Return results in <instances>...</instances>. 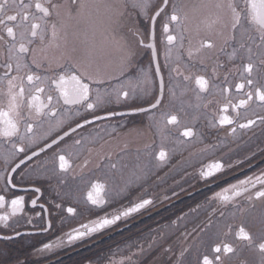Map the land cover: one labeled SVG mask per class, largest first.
<instances>
[{
  "label": "snow or ice",
  "instance_id": "6c2138e0",
  "mask_svg": "<svg viewBox=\"0 0 264 264\" xmlns=\"http://www.w3.org/2000/svg\"><path fill=\"white\" fill-rule=\"evenodd\" d=\"M77 7L79 11L76 16H79L88 5L78 3ZM134 7H139L149 20L148 37L151 43L146 44L139 29L125 23V14L119 7L114 8L108 29L118 32L127 28L136 38V46L152 49L155 57L157 18L163 20L166 16L162 25L167 44L166 61L175 51L177 63L171 71L184 82L181 95L189 90L195 92L197 109L214 106L209 120L211 128L222 129L226 135L234 137L238 130L264 125V114H261L264 112V0L171 4L170 0H161L154 8L151 0H144ZM169 7L170 13L166 11ZM73 19L72 11L61 0H0V139L11 143V153L4 157L6 167L0 175V224L4 227H11V222L24 212L25 196L8 195L18 187L10 173H15L25 164V158L31 160L33 156L39 155L36 151L28 154L36 140L42 138L46 142L40 147V152L52 149V163L61 176L77 170L82 174L91 160L85 158L80 164L74 165L80 152L73 149L82 148L88 138L74 139L71 145L65 142L61 146V142L78 128L104 119L99 112L112 102L113 97L117 103L131 98L130 92L122 87L110 92H101L99 89L93 91V85L100 81V75L93 69L90 60L72 54L76 51L73 39H70L75 34L69 31ZM229 47L230 51L227 50ZM122 51L123 62L130 63L133 55L131 44H123ZM183 53H186L190 64L198 62L202 66L201 70L192 71L188 64H184L182 70L180 61ZM221 55L226 57L224 62L219 59ZM209 61L212 65L210 74L207 72ZM159 70L160 65L157 63L156 71ZM170 79H173L171 75ZM190 82H194L196 88L190 89ZM176 87H180V84ZM165 90L166 85L161 76L159 94L150 102L151 109L159 113L158 118H152L161 137L159 150L154 154L158 163L167 162L169 153L163 142L169 136L175 135L177 141L198 137L195 123L198 117L187 120V113L181 115L182 109H166L165 102L171 105L177 93L174 88H167L166 95ZM66 106L76 107L71 109ZM137 111L147 109L138 108ZM84 113L91 114L92 119H88ZM73 114L83 116V122L77 121L75 127L70 126V131L65 129L62 134L50 138V131L55 128L59 132L65 118ZM109 115L116 113L111 112ZM45 125L48 130L41 132ZM92 151L88 149L89 154ZM17 157H20L18 161ZM101 166L96 164L97 168ZM224 167L220 162H213L206 165L200 174L208 178ZM111 168L115 169L116 164H112ZM36 178L39 179V176ZM107 188L104 177L94 176L89 180L86 201L93 206L107 203ZM33 190L35 193L41 192L39 187ZM212 199L224 205L231 203L235 210L230 214L220 211L219 221L209 218L198 230H194V242L185 241L178 264H182L183 258L189 254L192 256L191 264H234V258L245 248L259 258V264H264V215L258 222L246 223L244 217L248 209L243 206L247 204L255 207L258 202L264 206V172L231 184L217 192ZM31 204L35 206L37 200L32 199ZM152 204V199L140 198L123 211L73 228L66 234L67 240L69 243L81 240ZM62 207V204H56L57 209ZM64 211L72 217L78 214L75 206H68ZM237 219L239 223H233ZM51 226L49 221L48 227ZM16 234L19 235L18 232ZM186 236L191 237L192 234ZM0 239L9 240L12 237L5 235ZM63 242V239L59 241L61 244ZM58 246L57 242L45 243L43 250ZM0 255H6V252L0 250ZM235 264L248 262L236 261Z\"/></svg>",
  "mask_w": 264,
  "mask_h": 264
},
{
  "label": "flooded vegetation",
  "instance_id": "af4514ba",
  "mask_svg": "<svg viewBox=\"0 0 264 264\" xmlns=\"http://www.w3.org/2000/svg\"><path fill=\"white\" fill-rule=\"evenodd\" d=\"M61 2L68 5L75 17L69 29L70 33L75 34L74 38L70 36L76 47L72 54L90 60L93 69L100 75V81L93 85V91L99 89L101 92H110L114 88L122 87L130 92L131 98L117 103L113 97L112 102L103 106L99 112L104 119L78 128L61 142V146L65 142L71 145L74 139L88 138L82 148L73 149L80 152L79 159L74 160V165L80 164L85 158L91 160L82 174L77 170L75 173L61 176L52 163V149L40 152V147L46 143L42 138H38L35 145L31 146L28 154L36 151L39 155L33 156L31 160L25 158V164L15 173H10L18 187L12 189L8 195H23L26 203L24 212L11 222V227L0 224V237H12L9 240L0 239V250L6 252V255H0V260L2 264H63L66 262L57 261L60 256L87 247L83 255L76 256L68 264H178L185 241L194 242V230H198L209 218L219 221L220 211L230 214L235 210L231 203L224 205L212 199L213 196L231 184L264 172V125L257 124L252 129L238 130L234 137L226 135L222 129L209 126L214 106L197 109L195 92L189 90L184 95L180 94L184 82L171 71L177 63L175 51L166 61L167 44L162 29L166 16L163 20L157 18L155 57L152 55V49L137 47L136 38L127 28H123L112 32L111 37L115 39V43L121 40L115 44L119 48L124 44L123 41L131 44L132 50L135 51L131 65L121 73L114 72L110 75L102 69L106 56H115L109 51L107 25L110 17L106 16L108 7L121 8L125 14V23L131 28L139 29L146 44L152 42L148 37V18L139 7H134L144 0ZM197 2L211 3L212 0H170V4ZM78 3H84L88 7L76 16L79 11ZM151 3L154 8L161 0H151ZM166 11L170 13L171 7ZM185 46L187 47V44ZM103 49H107L104 55L101 54ZM227 50L230 51L231 47ZM219 59L224 62L226 57L221 55ZM157 63L160 65L159 71H156ZM184 64H188L192 71H200L202 67L196 61L190 64L186 53L182 54L180 61L182 70ZM193 64L195 67H192ZM211 67V62H207L209 74ZM220 71L223 72L224 69ZM170 75L173 79H170ZM161 76L166 85V95L167 88H174L177 93V98L172 104L165 102L164 107L182 109L181 115L187 113V120L198 117L195 121L197 138L177 141L176 136L171 135L163 142L169 153L166 163H158L154 159V154L161 145V137L152 119L158 118L159 113L150 107V102L159 94ZM142 78L146 79L144 84L150 83L143 96L144 91L139 83ZM130 80L138 82L134 85L135 89L126 87ZM178 83L180 87H176ZM188 87L194 89L196 85L190 82ZM75 107L66 106L71 109ZM138 108L147 111H137ZM111 112L116 115H109ZM83 115L92 119L89 113ZM77 121L82 123L83 116L73 114L66 117L59 132L55 128L50 131V138L62 134L65 129L70 131V126L75 127ZM47 130L45 125L40 131ZM89 148L93 150L91 154L88 152ZM10 153L11 143L0 139V175L6 167L4 157ZM19 158L17 157V161ZM213 162H220L225 167L211 177H202L201 170ZM97 163L102 166L97 168ZM112 164H116L115 169L111 168ZM94 176L104 177L108 185L105 197L107 203L99 206L90 205L86 201L89 180ZM34 187H39L41 192L35 193ZM140 198L152 199L153 204L130 217H122L115 225L107 226L81 240L68 242L66 234L73 228L123 211ZM32 199L37 200L35 206L31 204ZM58 203L63 205L61 209L56 208ZM68 206L77 207L78 214L69 216L64 211ZM243 206L248 209L244 217L246 223L258 222L264 215V206L259 202L255 207H249L247 204ZM49 221L51 227H48ZM233 223H239V219ZM188 233L192 236L187 237ZM61 239L64 241L62 244L59 243ZM53 242H57L59 246L52 250H43L45 243ZM94 243L96 244L91 246ZM236 261L259 264V258L246 248L234 258V264ZM182 264H188V255L183 258Z\"/></svg>",
  "mask_w": 264,
  "mask_h": 264
},
{
  "label": "rangeland",
  "instance_id": "374dc122",
  "mask_svg": "<svg viewBox=\"0 0 264 264\" xmlns=\"http://www.w3.org/2000/svg\"><path fill=\"white\" fill-rule=\"evenodd\" d=\"M114 8H116L115 6H110L107 8V11H106V16L109 18L111 15H112V12L114 10ZM121 10V8H120ZM122 11V10H121ZM107 35H108V40L110 41V52L112 54H114L115 56L114 57H108L106 56V58L104 59V66H103V70L104 71H107V73L110 75V74H113L114 72H117V73H121V71H125L129 68V66L131 65V63H127L125 64L123 62V51H122V46H120L121 48H119V46H116L115 44V39H113L111 36L113 35V33L108 29V25H107ZM107 37V36H106ZM117 41V40H116ZM107 42V41H106ZM119 42H121V40H119ZM123 43L125 44L126 42L123 41ZM108 45H105V47H107ZM107 49H103L102 51V55H104L106 53ZM133 53H135L134 50H132ZM133 56V55H132ZM131 60H132V57H131ZM147 77V76H146ZM145 77V78H146ZM145 78H142L141 81L139 82L140 83V88L144 91V93H142V96L145 95V90L149 87H150V83L147 82V83H143V81H146ZM135 84H138L137 81H129V83L126 85V87H129L130 89H135L136 87L134 86ZM88 249V248H87ZM86 249H84L85 251ZM84 251L80 252L79 251H74V252H70L69 254H66V255H63V256H60L59 259H57V261L61 260L62 262H66V263H63V264H68V262L70 260H73L76 256H79V255H83ZM191 260H192V256L189 254L188 255V264H191ZM0 264H2V261L0 260Z\"/></svg>",
  "mask_w": 264,
  "mask_h": 264
}]
</instances>
